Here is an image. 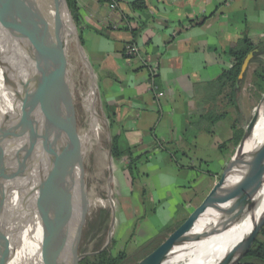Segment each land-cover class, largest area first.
Returning <instances> with one entry per match:
<instances>
[{"label": "crops", "instance_id": "crops-1", "mask_svg": "<svg viewBox=\"0 0 264 264\" xmlns=\"http://www.w3.org/2000/svg\"><path fill=\"white\" fill-rule=\"evenodd\" d=\"M133 1L78 0L79 29L104 108L115 112L112 135L121 149L134 147L139 171L153 170L141 172L148 178L140 183L150 190V208L181 214L153 232L168 236L202 202L229 159L222 156L218 169L210 170L195 155L202 132L208 133L199 127L202 98L232 66L228 51L245 32L255 43L264 41V0H143L144 8H134ZM12 11L37 44L30 11ZM131 44L138 52L128 56ZM139 202L140 211L129 218L141 214L146 200Z\"/></svg>", "mask_w": 264, "mask_h": 264}, {"label": "rangeland", "instance_id": "rangeland-1", "mask_svg": "<svg viewBox=\"0 0 264 264\" xmlns=\"http://www.w3.org/2000/svg\"><path fill=\"white\" fill-rule=\"evenodd\" d=\"M254 25H257V23ZM31 27L33 28L32 19ZM27 31V29L22 31V25L19 22L16 34L19 38L20 53L33 54L32 59L28 61L27 65L34 68L37 61L36 55H39L41 50L38 44L31 43V40L26 34ZM4 41L1 40L0 43L3 44ZM21 54L20 80L23 83L21 86L25 89L26 82L30 77H26L24 73ZM6 62L9 64L13 62V57L10 54H8ZM259 62H264V54L256 61L250 63L244 78L236 90L237 93L234 103L227 105L229 102L226 97L222 98L220 111H229V115L212 125V129L214 130L213 134L202 132V136L196 143L194 152L196 157L202 158L203 160L202 169L217 170L218 164L221 163V159L223 158L222 156L227 154L228 158H230L234 153L235 147L232 145L220 149L219 144L226 141L232 135L233 123L244 130L257 108L264 93L261 92L259 94L253 82L254 71L258 67ZM1 76L3 87L7 89L8 83L5 74L2 73ZM82 76L84 83L80 85L82 88H88L89 86L85 80L86 76L84 71ZM93 78L96 83V105L101 119V138L99 140L101 144L98 142L93 153V147H89L91 143L88 144L85 142L81 134V129L70 116L64 119L62 110L48 106L42 96L39 99L31 98L36 102V106L32 109V118L34 123L33 127L38 128V137L35 140L37 145L28 141L23 143L20 146V150H18L17 156L14 159L12 158L13 160H10L11 168L13 170L22 169L25 171V176L30 177L32 180H39L40 175L44 174V168L36 162L41 161V156L47 147L51 132L62 124L64 131L62 139L65 144L62 146L57 160L64 184L60 183L58 179L54 180L55 183H52V185L58 190L55 196L54 192L52 193L50 189H47L53 195V200L49 204H44L42 190H38L36 187L20 191L9 190L0 192V264L35 263L49 251L59 232L61 221L66 215L60 213L62 209L61 204L66 200L64 197L65 186L72 175L77 179V184H75L76 195L70 191L67 194L74 199V212L83 202V197H80L81 191L78 189L80 180H82L81 186L87 196L86 203L83 207L85 217H83L81 209L78 214L75 215L74 213L75 224L79 223L81 227L76 246V256L79 257V260L76 264H82L87 258L94 259V256H97L103 250H108L112 255H118L124 252L125 257L119 264H136L166 238L168 233L165 232L153 236V232H156L158 226L159 228H163L166 225L173 224L175 220L180 219L181 214L172 212L170 209H166L163 213L159 211L155 214L150 208L149 199L151 197L148 196L149 188L145 187L147 195L142 196L143 193H140L143 191L141 190L143 188H140L141 180L148 178L147 176H141V172L146 171V174H152L153 170L151 167L141 169V171L138 169V171L134 170L133 175L136 177V180L135 185L132 186L131 179L129 180L127 178L128 176L131 178L129 173L126 174L124 171L125 166L128 165V158L124 157L121 160L112 158L114 177H111L110 168L108 169V166L110 167V159L108 156L110 136L107 130V125L110 122L107 120L106 110L101 100L96 72ZM12 82L17 86L19 79L13 78ZM28 96L30 94L27 92L26 97ZM77 96L78 122L82 126L86 115L82 109L83 99L80 98L79 94ZM28 106L29 103L26 107ZM29 110L30 108L28 107L26 111L28 116L31 115ZM203 123L205 125L210 124L206 120ZM27 124L29 125L28 131L31 132L30 126L32 125V121L29 117L27 118ZM98 155H101L100 164H104L102 169L95 166L98 161L96 160ZM43 162L46 163L47 161L43 160ZM93 162L96 163L93 164ZM219 177L220 175H218ZM93 189L94 191H92ZM96 198L98 199L95 210L89 216L88 205L91 199ZM139 199L146 200V204L140 212L141 214L137 217L129 218L128 215L134 216L135 213L140 211ZM110 201L113 203L110 204ZM166 213L167 217L165 215ZM168 221L170 223L166 224ZM143 225H147V233H144ZM74 233L75 226H73L70 242L60 261L61 264H69L72 261L75 253Z\"/></svg>", "mask_w": 264, "mask_h": 264}, {"label": "bare ground", "instance_id": "bare-ground-1", "mask_svg": "<svg viewBox=\"0 0 264 264\" xmlns=\"http://www.w3.org/2000/svg\"><path fill=\"white\" fill-rule=\"evenodd\" d=\"M13 9H28L32 14L35 38L41 50L40 63L36 73V81L40 88V95L48 106L62 110L64 119L70 116L77 123L85 142L88 144L91 143L89 147H93L92 153L101 138V119L98 114L99 110L95 99L96 84L93 82V76L89 71L84 51L76 41L75 29L70 25L67 15L62 13L60 0H0V41L5 40L3 44L0 43V183L2 174L9 162L8 157L14 155L16 145L25 140L23 138L21 140H15L11 131L12 124L15 128H18V124H22L25 121L24 99H26V94H24V87L20 86L13 90L6 89L3 87L1 76L3 73L8 78H17L20 80L21 53L19 38L16 34L11 14ZM59 39H65L66 42L61 46L60 50L54 53L55 43ZM8 54L13 57L11 64L6 62ZM54 54H58L59 57L54 58ZM66 60L71 62L76 72V78L68 83H64L59 78L63 70V63ZM82 68L85 72V80L88 83V88H82L80 85L84 83L82 81ZM52 86H54L55 91H51ZM77 94L83 99L82 109L86 115L82 126L78 122V109L76 106ZM4 139L9 142L8 151L4 147L2 141ZM262 140H264V114H262L257 123L254 133L248 141V145L252 146ZM96 158L98 160L97 164H95L96 162H93V164L99 167V169H102L104 164H100L99 162L101 155H98ZM70 180H72L73 184H77L75 176L72 175ZM97 199L90 200V204L88 205L89 216L95 210ZM68 203L65 200L61 204V208ZM111 203L113 202L110 201ZM80 209L81 206L76 209L74 212L75 215L80 212ZM263 213L264 171L262 173V184L253 200L246 207L232 209L228 213L216 214L202 220L189 239V245L180 248L171 257L173 259L169 258L171 260L168 259L164 264H223L224 257L231 246L249 233L254 222ZM74 223V220L65 215L59 226V232L56 235L53 246L44 256L31 264H56L55 261L57 259L61 261L70 242L73 226H75ZM207 231L214 232L212 235L198 240ZM75 233L74 239H76ZM224 239L225 241L222 242Z\"/></svg>", "mask_w": 264, "mask_h": 264}, {"label": "water", "instance_id": "water-1", "mask_svg": "<svg viewBox=\"0 0 264 264\" xmlns=\"http://www.w3.org/2000/svg\"><path fill=\"white\" fill-rule=\"evenodd\" d=\"M62 13L67 15L69 19L70 25L75 29L76 34V41L78 45L83 49L84 56L89 68L90 73L94 77L95 69L86 53L84 45L81 41L80 31L78 25L76 24L71 10L68 6L67 0H60ZM261 51L260 48L256 47L252 51H250L247 56L245 57L241 71L236 82V89H238L240 82L245 76L246 71L249 68L250 63L252 62L254 56ZM8 83V89H17L23 83L19 80V86H15L12 82V78H8L5 75ZM93 82L94 78H93ZM96 84V83H95ZM51 91H55L54 86L51 87ZM54 88V89H53ZM24 107H25V121L22 124H18V128H15L12 124L11 131L15 140H21L22 138L25 139L23 143L26 141L31 142L34 145H37L36 142L31 141L30 137L37 136V132L33 128V113L32 109L36 106V102L32 99H24ZM29 103L30 108V116H28L27 111V104ZM262 114H264V93L257 105V108L244 129V133L240 143L235 148L234 153L228 159L226 165L224 166L220 177L214 183L213 187L210 189L208 194L204 197L202 202L194 209V211L180 224L178 225L169 235L158 245L156 246L151 252L145 255L141 260H139L136 264H164L169 258H171L180 248H183L189 245L188 241L194 233V230L197 226L207 217L214 216L216 214H224L228 213L232 209L244 208L246 207L256 195V192L260 188L262 184V173L264 171V140L258 142L252 146L248 145V141L252 137L255 127L259 122ZM30 118L32 121V125L30 126L31 132H29V125L27 124V118ZM108 120V118H107ZM109 121V120H108ZM108 134L110 136V148L108 150V156L110 159V174L113 178V165H112V130L110 123L107 125ZM19 135V137H17ZM29 137V138H27ZM19 138V139H18ZM5 149L8 151V144L7 140H2ZM21 148V147H20ZM18 148V150H20ZM18 150L14 156H9V169L12 172L20 174V176H25V171L22 169L13 170L10 165V160L18 154ZM12 159V160H13ZM41 174H43L41 172ZM43 175H40V178ZM39 178V179H40ZM82 180H80L79 188L80 189V197H83V202L81 203V213L84 217L83 207L86 203L87 196L85 195V190L81 186ZM40 189L43 193V201L44 204H49L53 200V195L50 192L46 191V187L44 185L39 184ZM53 187V186H52ZM73 192L76 195V186L73 184L72 180L66 182L65 186V199L69 202L67 205L62 207L60 213L63 215H67L70 219L74 220V199L69 197L67 193ZM53 193V192H52ZM85 195V197H84ZM54 196H55V188H54ZM48 201V203H46ZM49 206V205H48ZM47 207V205H46ZM59 212V211H58ZM76 239L74 240V249L75 253L72 258L71 264H76L79 260V257L76 256V246H77V239L80 234V224L77 223L76 225ZM264 227V213L257 218L254 222L251 230L242 239L236 243H234L230 250L224 257L223 264H239L245 258L247 253L249 252L250 248L254 244L255 240L257 239L258 235L261 232V229ZM214 231H207L203 236H201L198 240L206 238L213 234ZM56 264H61L59 259H57Z\"/></svg>", "mask_w": 264, "mask_h": 264}, {"label": "trees", "instance_id": "trees-1", "mask_svg": "<svg viewBox=\"0 0 264 264\" xmlns=\"http://www.w3.org/2000/svg\"><path fill=\"white\" fill-rule=\"evenodd\" d=\"M67 3L71 10L72 16L79 28L80 13H79L78 0H67ZM132 6L134 8H144L145 2L143 0H135L132 2ZM11 14H12L14 27L17 31L19 17L13 11L11 12ZM80 37L83 43L81 33H80ZM65 42H66L65 39L64 40L59 39V41L55 43L54 53H56L57 50H60L61 46L65 44ZM256 47L260 48L261 51L254 56L252 62L256 61L262 54H264V41L255 43L250 39L248 33L245 32L243 37L238 41V43L229 49L228 54L231 57L232 66L229 69L223 70V72L216 79H214L209 83L207 88V93L202 98L206 107L201 115L202 126L199 127L203 131H206L209 134H213L214 130L212 129V125L215 122H218L222 118L229 115L228 111L225 112L219 111L218 109L219 97L223 95V97H226L229 103H234L237 93L236 82L238 80L241 71L242 63L245 57L247 56V54ZM32 57L33 54L31 53L25 54L22 52L21 54L24 73L26 77H30V79L26 82L24 94H27V92L28 94H30V96L26 97V99L28 98L31 99L32 97H34L35 99H39L41 95L39 88L36 85V73L40 63L41 53L39 55H36L37 61L35 63L34 68H31L27 65L28 61L31 60ZM57 57H59V55L54 54V58ZM59 78L64 83L71 82L76 78L75 68L72 66L70 61L68 60L64 61L63 70ZM253 82L259 94L261 92H264V62H259L258 67L254 71ZM105 110H106V116L110 122L111 127L113 128V124L115 120V112L110 110V108L106 105H105ZM205 120L208 121L210 124L205 125L203 123V121ZM232 128H233L232 135L226 141L219 144L220 149L226 148L229 145H232L233 147L236 148L237 145L240 143L244 130L234 123L232 124ZM34 130L38 133V128L36 129L34 127ZM63 132L64 131L62 124H60L57 128H55L51 132L47 147L41 156V161L36 162L37 164L42 165L44 168V174L43 176H41L39 180H32L30 177L20 176V174L10 171L8 166L9 162H8V165L1 177L0 192H5L9 190L20 191L23 189H27V188L31 189L34 187H36L38 190H41L38 183L44 185V187H46V191L47 189H50L52 192H54V187H52L53 186L52 183H55L54 180L58 179L60 183L64 184V180L62 178V175L60 174V166L57 160L61 152L62 146H64L65 144V142H63L62 139ZM37 137L38 134L34 138L30 137V140L35 142ZM112 140H113L112 143L113 158L115 160H121L124 157L128 158L129 162L128 165L125 166L124 171L126 172V174L129 173L131 178H129V176L127 178L129 180L131 179L130 181L131 185L134 186L136 177L133 175V171L138 169L137 161L140 158V156H134V147L132 146H129L126 149H121L119 145L118 135L113 134ZM24 141L16 145L15 154ZM43 160H46L47 162L45 163L43 162ZM57 192L58 190L55 189V193ZM142 193L143 195L146 194L145 188H143ZM124 257H125L124 252H121L118 255H112L108 252V250H103L97 256H94V259L87 258L82 262V264H119ZM239 264H264V227L261 229L260 234L258 235L257 239L255 240L254 244L250 248L245 258Z\"/></svg>", "mask_w": 264, "mask_h": 264}, {"label": "built area", "instance_id": "built-area-1", "mask_svg": "<svg viewBox=\"0 0 264 264\" xmlns=\"http://www.w3.org/2000/svg\"><path fill=\"white\" fill-rule=\"evenodd\" d=\"M112 7H114V5H112ZM137 52H138V46L136 44H131L127 47L126 53L128 56H132L136 54ZM159 94L162 95L163 93L160 92Z\"/></svg>", "mask_w": 264, "mask_h": 264}]
</instances>
